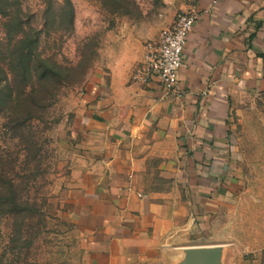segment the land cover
I'll return each instance as SVG.
<instances>
[{
    "label": "crops",
    "instance_id": "0c3cea01",
    "mask_svg": "<svg viewBox=\"0 0 264 264\" xmlns=\"http://www.w3.org/2000/svg\"><path fill=\"white\" fill-rule=\"evenodd\" d=\"M191 8L199 17L177 90L136 79L144 47L133 72L125 61L98 68L80 92L61 198L84 264H158L173 248L226 244L250 219L257 198L234 115L244 98L264 96V0L180 5Z\"/></svg>",
    "mask_w": 264,
    "mask_h": 264
},
{
    "label": "rangeland",
    "instance_id": "374dc122",
    "mask_svg": "<svg viewBox=\"0 0 264 264\" xmlns=\"http://www.w3.org/2000/svg\"><path fill=\"white\" fill-rule=\"evenodd\" d=\"M185 1L10 0L9 9L0 10L2 84L14 32L5 25L10 17L27 21L30 37L39 40L25 50L44 55L53 70L32 98L0 113V173L14 179L31 214L20 239L13 241L14 225L21 219L0 216V264H84L79 231L61 198L75 165L63 138L80 92L98 68L107 72L111 64L125 61L133 64V72L145 44L157 38ZM26 82L39 87L35 76ZM41 98L45 102L39 107ZM238 105L234 118L244 137L246 183L257 201L247 207L250 219L234 233L237 238L225 244L224 264H264V96L246 97ZM16 116L25 121L17 125ZM180 251H167L158 264H175Z\"/></svg>",
    "mask_w": 264,
    "mask_h": 264
},
{
    "label": "trees",
    "instance_id": "16d2710c",
    "mask_svg": "<svg viewBox=\"0 0 264 264\" xmlns=\"http://www.w3.org/2000/svg\"><path fill=\"white\" fill-rule=\"evenodd\" d=\"M9 6L10 0H0V10L3 9L1 11H6L9 9ZM71 12L73 10L70 9L69 14ZM4 14L11 16L7 12H4ZM9 22L12 23L9 24ZM26 23L27 21L21 17H10L8 22L5 23L6 26L11 25L14 32H12L9 39L11 49L7 58L8 66L3 72L5 82L2 84V80L0 79V113L11 109L14 110L13 108H16L19 102H25L32 98L35 92L41 90V87H45L46 77L53 74V70L47 64L48 59L44 55L33 50H25L27 45H33L39 40L38 36L35 38L30 37L29 32L25 28ZM8 33H10L9 29ZM34 76L38 80L37 85L39 87L34 82L32 84L26 82L27 78ZM25 85H30L29 90L25 88L27 87ZM44 99L41 98L37 101L39 107L44 105ZM29 112L26 113L28 114ZM13 120L17 125L25 121L20 120L17 116ZM21 198L14 179L0 173V216L9 214L16 221L19 218L21 219L20 222H16V225H14L12 241L16 238L20 239L23 229L28 225L26 221L31 217V214H27L29 213V209L23 206ZM15 234L18 237H14Z\"/></svg>",
    "mask_w": 264,
    "mask_h": 264
},
{
    "label": "built area",
    "instance_id": "2783aa9c",
    "mask_svg": "<svg viewBox=\"0 0 264 264\" xmlns=\"http://www.w3.org/2000/svg\"><path fill=\"white\" fill-rule=\"evenodd\" d=\"M198 17L199 12L194 8L179 11L156 39L145 44L143 64L135 72L138 81L147 83L157 76L167 91L178 89L177 78L183 64L186 39Z\"/></svg>",
    "mask_w": 264,
    "mask_h": 264
},
{
    "label": "water",
    "instance_id": "95a60500",
    "mask_svg": "<svg viewBox=\"0 0 264 264\" xmlns=\"http://www.w3.org/2000/svg\"><path fill=\"white\" fill-rule=\"evenodd\" d=\"M175 264H224L225 244L192 245L180 248Z\"/></svg>",
    "mask_w": 264,
    "mask_h": 264
}]
</instances>
